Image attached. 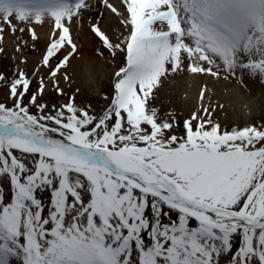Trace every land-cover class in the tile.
Wrapping results in <instances>:
<instances>
[{"label":"snow or ice","instance_id":"6c2138e0","mask_svg":"<svg viewBox=\"0 0 264 264\" xmlns=\"http://www.w3.org/2000/svg\"><path fill=\"white\" fill-rule=\"evenodd\" d=\"M97 2L120 37L91 0H0V68L9 37L24 65L0 71V264H264V122L228 130L202 108L178 134L153 103L160 77L185 70L262 85L264 0ZM105 53L121 57L107 107L81 105L73 61Z\"/></svg>","mask_w":264,"mask_h":264},{"label":"bare ground","instance_id":"6f19581e","mask_svg":"<svg viewBox=\"0 0 264 264\" xmlns=\"http://www.w3.org/2000/svg\"><path fill=\"white\" fill-rule=\"evenodd\" d=\"M112 1L115 0H110ZM94 8L93 11L101 14L97 16L100 20L103 29L110 33L109 36H115L113 27L124 32V28L120 23L122 17L114 16L109 9L101 4H98L97 0H91ZM122 4V0H120ZM118 11L124 13L125 8L122 5L119 6ZM104 15V20H101V16ZM36 32L40 40V47L38 50L29 52L25 50L23 56L27 57V70L31 71L33 67L40 60L44 53V44L49 41L52 35V23L49 20L40 26L36 27ZM78 37V43L84 51L91 50L90 37L84 36L82 33H76ZM15 41L10 37L7 38L5 47L8 54L13 51ZM22 56V54H20ZM19 56V55H18ZM17 56V57H18ZM15 60V59H14ZM6 61V60H5ZM4 61V62H5ZM3 62V63H4ZM121 62V57L117 56L113 62L107 57L105 53L104 58L95 57L90 59L88 57L81 56L77 63V68L73 72L70 70L69 74L74 78L75 83L72 84V88H78L79 92L83 94L79 97L81 101L79 104H85L88 102H97L98 98L96 93L103 87L107 90L110 84H107V74L111 76L110 83L113 82V73L116 70L117 65ZM13 63L5 70L0 69L6 75H12ZM197 69H199V62L196 63ZM19 68H24V65H20ZM61 86L66 92L70 91L68 84L61 81ZM91 89L92 92L88 93ZM2 91V90H0ZM3 93V91H2ZM249 93L253 95L255 90L253 83L245 79L243 82L241 78H231L221 73L219 77H214L208 74H201L197 71H181L172 74H163L160 77L157 89L155 90V99L153 103L159 108L161 112H174L177 120L180 122L181 127L177 129L178 134H182V122L184 119L191 116L193 112L199 113L202 108H211L216 111V118L223 127H229L241 123L248 117L243 110V105L248 104L250 110L253 112L256 108L250 103L248 98ZM52 91L46 93L47 99L55 101L56 103H64L63 99L54 97ZM52 97V98H51ZM108 101L99 102L98 107H107ZM252 106V107H251ZM264 109V102H261L259 110ZM264 122V118L259 119Z\"/></svg>","mask_w":264,"mask_h":264},{"label":"rangeland","instance_id":"374dc122","mask_svg":"<svg viewBox=\"0 0 264 264\" xmlns=\"http://www.w3.org/2000/svg\"><path fill=\"white\" fill-rule=\"evenodd\" d=\"M112 4L117 8V10H118L119 6L122 5L120 3V0L112 1ZM112 14L116 17H121V16L115 15L114 13H112ZM101 17H102L101 20H104V15H102ZM112 30H114V32H115L114 37H120L121 36V34H122L121 30H119L118 28H115V27H113ZM108 34H110V33H108ZM21 58H22V56L19 53H15L14 51H12L11 54H9V58L3 63V67L0 69L5 70L7 68V66L11 65L12 63L14 66H16L19 69V67H20L19 61ZM106 79H107V84L111 85V83H110L111 76L109 74H107V77L105 78V80ZM261 83H262V85L259 83H253V88L255 90V93L253 95L246 93L248 95L249 100L251 101L250 103L256 108V110L252 112L250 110L251 108H250V106H248V104L243 105V110L245 111V114L248 117L250 115L251 118L247 119V117H246V120H243L241 123L234 125V127L233 126L226 127L228 130H231L232 128L239 129V128H242V127L247 126V125H252L254 123L255 124L261 123V121L259 119L264 118V109L261 111V110H259V107H260L261 102H264V78H262ZM105 85H106V83L104 82L103 87ZM103 87L101 86L100 90L96 93V97L98 98L97 102H91V101L88 102V103H91L94 108H96V106H98L99 102H102V103L104 102V99H102V97L107 90H104ZM90 92H92L91 89L88 91V93H90ZM82 94H83L82 92H79V95L77 97L78 103L81 101V98L79 96ZM52 95L55 97L54 93ZM2 97H3V93H2V91H0V98H2ZM47 98L48 97H46V95H45L44 100L56 103L55 101L49 100ZM63 101H65L64 103L67 102L64 99H63ZM59 103H61V102H59ZM85 104H87V103H85ZM81 105H83V104H81ZM33 111H35V109H33Z\"/></svg>","mask_w":264,"mask_h":264},{"label":"clouds","instance_id":"9594fccd","mask_svg":"<svg viewBox=\"0 0 264 264\" xmlns=\"http://www.w3.org/2000/svg\"><path fill=\"white\" fill-rule=\"evenodd\" d=\"M251 118V116L249 115V117H247V119H250Z\"/></svg>","mask_w":264,"mask_h":264}]
</instances>
